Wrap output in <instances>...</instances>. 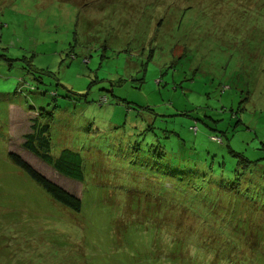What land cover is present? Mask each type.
<instances>
[{"label": "rangeland", "instance_id": "1", "mask_svg": "<svg viewBox=\"0 0 264 264\" xmlns=\"http://www.w3.org/2000/svg\"><path fill=\"white\" fill-rule=\"evenodd\" d=\"M38 113L55 155H82L87 184L24 150ZM159 138L228 167L230 148L264 157V0H0V264H133L155 236L166 255L187 226L166 212L149 229L122 194L148 192L136 182ZM10 152L82 196V213Z\"/></svg>", "mask_w": 264, "mask_h": 264}, {"label": "trees", "instance_id": "2", "mask_svg": "<svg viewBox=\"0 0 264 264\" xmlns=\"http://www.w3.org/2000/svg\"><path fill=\"white\" fill-rule=\"evenodd\" d=\"M40 114L43 115L38 113L31 118L29 131L23 135L24 150L60 175L87 184L82 155L69 148L55 155L50 124L42 122ZM214 136L221 135H211L212 141L224 143L222 136L220 142L214 140ZM162 140L159 138L155 143L154 160H144L141 164H146L145 170L148 169L151 175L141 176L136 182L143 180L149 185L148 192L128 185L130 190L135 188L138 193L136 196L135 191H129L127 195L123 192L124 201L131 199V202H123V208L139 211V217L149 229L151 224L160 223L166 212H174L176 224L187 226L189 233L188 237H184V233L175 235L174 244L164 256L158 254L155 236L142 251L134 250L131 254L135 260L133 264H161L163 260L172 264H264V157L252 160L230 148L229 152L236 160L233 166L228 167L226 156L220 160V153L205 150L204 153L200 151L199 156V152L185 147V151L181 149L182 153L177 154L175 145H162ZM182 140V145L186 146L184 138ZM9 157L59 205L82 213V196L70 193L20 155L10 152ZM114 187L119 188L117 185ZM110 224L115 226L113 222ZM116 226L120 228L117 222Z\"/></svg>", "mask_w": 264, "mask_h": 264}]
</instances>
